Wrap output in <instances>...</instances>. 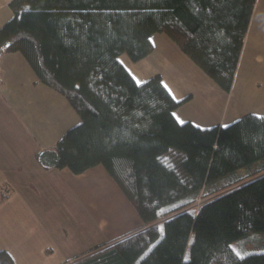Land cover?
<instances>
[{
    "label": "trees",
    "instance_id": "16d2710c",
    "mask_svg": "<svg viewBox=\"0 0 264 264\" xmlns=\"http://www.w3.org/2000/svg\"><path fill=\"white\" fill-rule=\"evenodd\" d=\"M255 3L10 1L0 59L21 51L81 116L38 160L76 173L103 164L144 221L61 264H264V251L240 255L232 246L264 231V115L249 112L227 125L180 121L175 110L186 99L160 73L138 81L120 59L147 56L152 35L165 31L230 91ZM0 264H15L9 250L0 249Z\"/></svg>",
    "mask_w": 264,
    "mask_h": 264
},
{
    "label": "crops",
    "instance_id": "0c3cea01",
    "mask_svg": "<svg viewBox=\"0 0 264 264\" xmlns=\"http://www.w3.org/2000/svg\"><path fill=\"white\" fill-rule=\"evenodd\" d=\"M10 1L0 0V26L14 14ZM133 65L136 70L126 66L144 81L142 69ZM153 69L151 75L160 73L176 97L162 72ZM228 94L233 105L220 124L249 112L264 115V0H256ZM226 102L227 97L224 106ZM180 110V106L175 110L179 120ZM80 121L68 98L40 81L21 51L2 55L0 249L9 250L15 264H61L144 224L103 164L76 173L69 167L45 168L38 160L39 151L56 146Z\"/></svg>",
    "mask_w": 264,
    "mask_h": 264
},
{
    "label": "rangeland",
    "instance_id": "374dc122",
    "mask_svg": "<svg viewBox=\"0 0 264 264\" xmlns=\"http://www.w3.org/2000/svg\"><path fill=\"white\" fill-rule=\"evenodd\" d=\"M152 40L154 52L150 56L143 57L142 60H133L127 52H123L120 59L134 70L136 69L133 63H136V67L142 69L140 76L144 80L152 76L153 68L162 72L176 97L186 99L180 105L181 110L178 112L180 120H192L202 126L220 124L219 120L225 117L227 108L229 111L233 105V99L230 100L228 91L190 58L170 34L165 31L156 32L152 35ZM225 97L227 102L224 106ZM229 123L231 122L221 124ZM239 172H245V169H240ZM201 201L202 197L199 196L197 206ZM202 226L212 228L213 223L206 221ZM232 246L240 255L264 251V231H252L234 240Z\"/></svg>",
    "mask_w": 264,
    "mask_h": 264
}]
</instances>
